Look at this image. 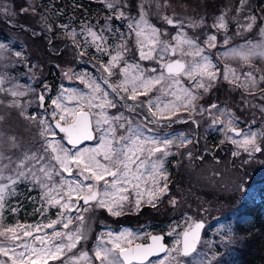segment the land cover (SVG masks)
I'll list each match as a JSON object with an SVG mask.
<instances>
[{
  "label": "snow or ice",
  "instance_id": "obj_1",
  "mask_svg": "<svg viewBox=\"0 0 264 264\" xmlns=\"http://www.w3.org/2000/svg\"><path fill=\"white\" fill-rule=\"evenodd\" d=\"M104 3L112 13L105 17V24L96 29L84 23L79 33L69 24H56L48 10L38 11V6L32 3L19 9L21 14L39 16L43 32L64 31L76 49L80 50L82 45L87 49L91 45L97 54L107 56L108 60L94 65L98 70L96 76L83 73L77 77L88 91L74 89L71 94L67 90L60 91L51 98L50 109L45 106L46 93L50 91L45 86L38 94L40 106L44 108L39 115L26 114V105L19 98L27 93L12 83L13 78L0 73V93L6 98L12 97L8 107L18 109L21 117L35 125L39 138L25 144L15 135L5 136L0 132V264H49V261L59 264H187L184 258L194 254L195 264H221V254L214 250V245L202 240L203 220L191 216L186 217L183 230L179 232L173 228L167 234L153 235L124 228L120 232H101L91 251L85 247L84 242L89 240L85 213L98 208L120 217L132 210L140 211L145 204L155 208L161 198L168 195L169 177L164 158L171 154L174 146L186 147L193 144V139L185 134L162 136L160 127L175 122L173 118L178 119L177 112L181 108L195 112L198 90L210 91L221 76L234 85L240 80L235 69L227 67L221 72L213 63L210 50L217 47L215 34L198 42L199 38L190 37L184 31V20L174 15H162L160 18L165 24L176 30L171 41L165 40L162 37L167 33L150 23L142 4L137 18L126 12L128 5L124 0H104ZM246 4L247 0H240L237 11ZM156 6L163 9L170 5L165 0V5L157 3ZM29 8L32 9L30 13ZM0 12L16 15L7 8H0ZM114 19L126 21L128 29L126 34L119 33L120 42L115 46L109 45L104 35L113 32L111 22ZM245 19L248 23L242 27L251 31L258 17L250 15ZM259 19L264 23V18ZM204 24V17H200L190 21L188 26L203 27ZM210 27L226 31L225 14L216 17ZM259 32L264 37V27H260ZM31 35L39 37L40 33L31 31ZM78 35L85 37L83 42L77 40ZM129 40H134L135 55L138 56L135 62L127 59L131 52ZM229 42L230 38L225 37L223 46H228ZM217 54L249 62L256 56L264 57V40L246 41ZM6 55L8 59L19 58V62L28 63L23 51H13L9 44L0 41V62ZM79 55L82 56L83 51ZM142 61H153L156 67L145 68ZM36 67L32 65V68ZM69 72L71 69L64 73L66 78H71ZM113 77H116L115 82ZM184 77L192 83L185 86ZM259 81H264V75H260ZM257 84V78L249 71L245 74V82L238 86L247 89ZM153 91L173 99L164 102L161 96H151ZM73 101L75 103L70 107ZM2 104L4 100H0ZM110 109H114L115 114L110 115ZM205 113L211 117L212 125L224 126L225 141L235 146L231 155L240 158L237 170L256 161L257 154L264 156V128L247 131L238 128L235 123L238 118L217 104L199 109V115ZM3 120L4 116L0 115V122ZM192 122L199 127L198 121L193 119ZM59 133L63 136L57 139ZM89 141L96 143L82 146ZM205 151L210 150L206 148ZM192 155L188 150L187 156L192 158ZM198 158L204 159L203 155ZM259 163L264 164V160ZM25 182L26 187L30 185L27 187L29 192L40 190L41 214L56 208V219L43 225L19 221L4 223L9 198L21 195L17 189ZM242 183L241 178V184L236 186L238 190ZM168 202L173 206L178 203L175 198ZM8 211L15 213L18 207ZM165 235L176 236L170 248L164 243ZM142 237L147 242L137 243ZM231 242V236H222L221 243L225 247ZM205 247L208 251H201ZM162 252L166 255L159 261L151 259Z\"/></svg>",
  "mask_w": 264,
  "mask_h": 264
},
{
  "label": "rangeland",
  "instance_id": "obj_2",
  "mask_svg": "<svg viewBox=\"0 0 264 264\" xmlns=\"http://www.w3.org/2000/svg\"><path fill=\"white\" fill-rule=\"evenodd\" d=\"M89 2L99 4L100 9H91L86 4ZM124 2L128 5L125 9L126 12L130 16L137 18L139 6L142 4L144 11L147 13L146 18L150 23L167 33L162 39L171 41L172 37L176 35V30L173 26L166 25L160 18L162 15H174L176 18L184 20V31L190 37L199 38L198 42H202L207 35L215 34L217 36V47L210 50L213 56V63L217 64L221 72H224L227 67L235 69L236 75L240 77L239 82L241 84L245 82V74L249 72V69H242L241 67L244 61L238 57H224L217 53L226 51L229 47L245 44L246 41L255 42L264 40V37L259 32V28L264 27V23L259 19L264 18V7L261 8V5L257 4V0H247V4L240 11H237L240 8V0H167V5L170 6H166L163 9H158L156 5L157 3L165 5V0H124ZM29 3L38 6V11L48 10L51 14V19L56 24H69V27L75 28L77 33L80 32V26L84 23L99 29L105 24V17L112 13L106 9L104 0H0V8H7L10 12L16 13V15H7L4 12H0V41L9 44L13 51H23L28 60V63H23L19 62V58L8 59L6 55L5 60L0 62V73H6L7 76L13 78L12 83L19 85V90L27 93L24 97L19 98L22 104L26 105V114L39 115L44 112V108L40 106L38 94L44 91L45 86L50 89L46 93L45 101V106L50 109L51 98H55L60 91L67 90L69 94L74 89L77 91H88L86 86L77 77L83 73L96 76L98 71L82 66L80 63H83V60H87L88 63L94 62L100 64V62L106 63L108 57L97 54L95 48L91 45L87 49H84L83 45L80 50L76 49L71 38L64 31L43 32L39 16L21 14L19 12L21 7H27ZM191 8L195 10L196 14H190ZM31 11L32 9L29 8V13ZM221 13L225 14V21L228 25L226 31L210 27L211 24L216 22V17ZM250 15H256L258 20L251 31H246L242 26L248 23L245 17ZM200 17H204L205 19L203 27L188 26L190 21L199 20ZM111 23L113 32L111 34L105 32L104 35L108 38L107 43L115 46L120 42L119 33H127V22L114 19ZM31 31L40 33V36H32ZM225 37L230 38L228 46H223V39ZM84 39L83 35L77 36V40L81 42ZM88 39L91 38L89 37ZM49 40H51V44H49ZM128 47L131 49V52L127 55V59L129 62H135L138 56L133 55L134 58L130 59L131 54H135L136 52L134 40H129ZM185 50H188L186 46ZM80 51H83L82 56L79 55ZM256 58L261 59L264 69V57L256 56L251 59ZM185 59L190 60L191 58L185 57ZM33 64L37 65V67L32 68ZM141 64L145 68L156 67V63L153 61H142ZM69 69H71V72H69L71 78H66L64 73ZM222 80L224 79L221 76L213 87L216 89L215 93L217 91L221 93L220 95L224 97L223 100H217L214 97V93L208 101H204L209 96L206 98L201 97V91L203 90H198L197 110L192 112L181 108L177 112L178 119L176 117L173 118L174 121L185 120L189 116L196 118L201 123L206 124V128L213 133L210 135L209 133L206 135L201 133L197 137L199 149L194 147L193 144L179 148L174 146L171 149V154L164 158L165 168L169 177L168 184L170 191L168 195L161 198L157 207H150L149 212L161 213V216L167 212L169 220L152 221L148 217L149 221L141 223L134 217H131L139 211L132 210L127 213L128 215L115 217L104 209H94L84 214L85 221L89 227V240L84 242L87 250H92L96 243V238L101 232H120L124 228H130L137 233L150 234L157 231L163 232L164 230L167 234L173 228H176L179 232L183 230V223L186 217L191 216L194 219L205 221L206 225L202 240L211 242L214 245V250L221 254V264H236L235 261L238 259L237 244L243 241H241L242 239L234 227L235 221L240 215V210H242L248 197L257 194L259 190L264 188V164L259 163L260 160H264V156L257 154L256 161L245 166L242 170H237L240 158L231 155L235 146L225 141L224 126L212 125L211 117L207 113L203 116L198 113L201 107L207 109L211 104H217L221 109L230 111L234 117L238 118L235 122L238 128L245 131L249 128L261 130L264 128V101L258 103L256 96H246V101L243 102L245 103L244 106L242 105V96L238 94L237 90L225 87L222 84ZM183 81L185 86L192 83L187 77H184ZM261 85H264V83H261ZM257 86H259V81ZM248 88L253 89L255 87L249 86ZM211 93L212 89L210 90ZM151 96H161L164 102L173 99L171 96H163L160 92L156 91H153ZM11 99L12 97L6 98L3 93H0V100H4V104L0 105V115L4 116V120L0 122V132H3L5 136L15 135L25 144L34 143L35 140L39 139L35 125L21 117L18 109L8 107V102ZM74 103V101L71 102L69 106H73ZM212 111L215 115L219 116V112L215 109ZM109 114H115V110L110 109ZM185 125L184 131H176L178 129L176 125L169 127L168 125H162L159 131L162 136L174 137L179 134H185L188 138L194 139V135L188 132L189 128L191 131L194 130V123L188 121ZM60 136H63V133H59L57 139ZM221 141H225V143L221 144ZM94 143L96 142L91 141L87 145ZM206 148L210 151H205ZM188 150L192 151V158L187 156ZM201 155L204 157L203 160L198 158ZM171 167L174 168L173 171ZM177 176H181L183 184L179 183L178 179L180 177ZM241 178L243 183L242 187L238 190L236 186L241 184ZM175 183L176 186H173ZM188 193L191 194L188 195ZM12 198H17V196ZM170 198H175L178 202L177 205H171L168 202ZM184 198L190 199L187 202H183ZM39 202L41 208V201ZM145 206L149 205L145 204L142 208ZM103 211L111 218H104ZM140 212L142 213L143 209ZM56 213V208H49L43 214L40 211L38 219L21 224H47L50 220L56 219ZM72 215L75 216L76 213L73 212ZM175 216L176 218H174ZM131 219L136 221L134 226L129 223ZM177 225H180V227H177ZM47 231L50 232L51 230ZM224 234L232 237V242L227 247H225L224 243H221V238ZM167 236L170 248L176 236ZM136 242L144 243L147 241L142 237ZM201 251L207 252L208 249L205 247ZM165 255L153 260L159 261ZM184 259L187 261V264H195L196 255L194 254V256ZM50 262L51 264H59V262Z\"/></svg>",
  "mask_w": 264,
  "mask_h": 264
},
{
  "label": "trees",
  "instance_id": "obj_3",
  "mask_svg": "<svg viewBox=\"0 0 264 264\" xmlns=\"http://www.w3.org/2000/svg\"><path fill=\"white\" fill-rule=\"evenodd\" d=\"M257 4L261 5V8L264 7L263 6L264 0H257ZM96 5L99 4L90 3L91 6L90 8L95 10ZM190 14H196L193 8H191ZM220 94L221 93L217 91L214 94V97H216L217 100L221 101L223 100L224 97ZM193 145H195V147L197 148V145L194 142ZM171 170L173 171L174 168L171 167ZM177 177H180L178 181L179 183H182L183 179H181V176H177ZM173 186H176V183ZM27 187H30V185H28ZM27 187H26V182L20 184L18 186V191L19 193L22 194L18 195L17 198L9 199L8 206L4 211L5 224H14L17 221H19L20 223L31 222L40 217L39 201H40L41 192L39 189H33L31 192H29L27 190ZM189 194L191 193H188V195ZM28 196H31L32 198L28 199L27 198ZM189 199L190 198H187L183 202H187ZM11 207H18V211L15 213L8 211V209ZM149 208L150 207H144L142 213L140 212L141 211L140 210L136 215L132 214L134 216L131 217L132 218L134 217L138 222L141 223H146L147 221H149L148 217H150L152 221L169 220V214L167 212L163 213L161 216L160 215L161 213L158 214L154 212H149ZM240 211H241L240 215L235 221L234 227L238 231V234L242 239L241 241L243 242L237 244L238 259L236 260L235 258L236 260L235 263L264 264V188L259 190L257 194L250 195L246 200V202L244 203L242 210ZM102 213L104 215V218L105 217L109 219L111 218L104 211ZM174 218H176V216ZM135 222L136 221L134 219H131L129 221V223L133 226L134 224H136Z\"/></svg>",
  "mask_w": 264,
  "mask_h": 264
},
{
  "label": "flooded vegetation",
  "instance_id": "obj_4",
  "mask_svg": "<svg viewBox=\"0 0 264 264\" xmlns=\"http://www.w3.org/2000/svg\"><path fill=\"white\" fill-rule=\"evenodd\" d=\"M133 55H135V54H131V57H130V59H133L134 57H133ZM84 61V62H83ZM83 61H81V62H83V63H80V64H82V66H85V67H90V68H92L93 70H95V71H98L97 70V68H94V65H98L97 63H94V62H91V63H88V61L87 60H83ZM250 62H251V64H253L254 63V65H242L241 67H242V69H249V71H251L253 74H254V76L258 79V81H259V77H260V75H264V69H263V65H262V63H261V59H259V58H256V59H254V60H250ZM100 64H102V62H100ZM116 81V77H113V82H115ZM229 83V82H228ZM261 83H264V81H259V85H261ZM231 84V83H230ZM228 87H232V88H234V89H238L234 84H231V86H228ZM199 93H200V91H199ZM202 93H204V92H202ZM254 96H256V99L257 98H260L261 99V101L264 99V87H262V88H260L259 90H257V92L255 93V95ZM252 97V96H251ZM141 99H146L145 97H141ZM261 101H259L258 103H260ZM193 119H195L196 120V118H192V120ZM192 120H190L189 118H187V119H185V120H183V119H181L180 121H175V122H173V123H171L170 125H168V127L169 126H173V125H176L177 126V130L176 131H184V128H185V123L186 122H188V121H191L192 122ZM196 121H198V120H196ZM188 125V124H187ZM201 126H202V128H200V123H199V127H197L196 126V124H195V126H194V130L193 131H191L190 130V128L188 129V132L189 133H192L194 136H199V135H201V133L202 134H206L207 133V131H208V129L206 128V124H201ZM165 231V230H164ZM162 232V231H157L156 233H163V234H166V232ZM165 240H166V242L168 243V245H169V242H168V236L167 235H165Z\"/></svg>",
  "mask_w": 264,
  "mask_h": 264
},
{
  "label": "water",
  "instance_id": "obj_5",
  "mask_svg": "<svg viewBox=\"0 0 264 264\" xmlns=\"http://www.w3.org/2000/svg\"><path fill=\"white\" fill-rule=\"evenodd\" d=\"M87 142H85V144H86ZM204 222V224L206 225V223H205V221H203ZM205 228V227H204ZM204 230V229H203ZM203 230H202V233H201V236H202V234H203ZM153 235H163V234H161V233H158V234H153ZM164 243L167 245V243L165 242V239H164ZM168 246V245H167ZM164 253L162 252V253H160L158 256H160V255H163ZM158 256H155V257H158ZM155 257H152V258H155Z\"/></svg>",
  "mask_w": 264,
  "mask_h": 264
}]
</instances>
